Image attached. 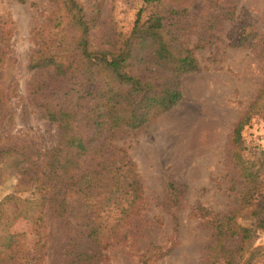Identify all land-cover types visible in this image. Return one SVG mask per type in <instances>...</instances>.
I'll return each instance as SVG.
<instances>
[{
  "label": "rangeland",
  "instance_id": "rangeland-1",
  "mask_svg": "<svg viewBox=\"0 0 264 264\" xmlns=\"http://www.w3.org/2000/svg\"><path fill=\"white\" fill-rule=\"evenodd\" d=\"M78 1L94 21L95 45L128 36L139 10L144 8V21L152 8L144 0ZM56 6L49 0H0V86L10 90L0 111V149L24 145L42 153L59 139L58 122L33 100L43 75L29 66L42 39L77 35L64 24L55 26L66 16L64 9L54 13ZM158 9L195 49L199 70L181 77L176 106L140 128L105 133L74 174L78 181L99 155L110 156L116 172L125 174L117 161L125 155L123 161L135 164L139 196L131 202L130 192L111 187L107 193L100 185L93 198L85 201L80 194L79 203L71 201L63 217L44 210L41 226L35 221L40 212L18 218L10 228L17 241L5 250L0 245V264H264V226L254 214L264 218V0H161ZM248 113L237 146L234 128ZM18 179L0 171V202L12 194L33 196L18 191ZM198 207L235 214L252 229L246 241L227 239L233 262L214 261V228ZM86 223L100 232L94 241L81 238L87 254L76 259L75 248L69 255L64 246Z\"/></svg>",
  "mask_w": 264,
  "mask_h": 264
},
{
  "label": "trees",
  "instance_id": "trees-1",
  "mask_svg": "<svg viewBox=\"0 0 264 264\" xmlns=\"http://www.w3.org/2000/svg\"><path fill=\"white\" fill-rule=\"evenodd\" d=\"M49 1L57 4L54 13L64 9L66 14L55 26L64 24L67 30L77 32V35L42 39L29 61L30 68L36 70L37 75L38 72L43 75L35 84L33 100L44 116L58 122L59 139L42 153L24 145L0 149V171L18 175V191H30L33 195L23 198L12 194L0 202V229L4 233L0 236V245L4 250L17 241V234L10 228L18 218L40 212L35 221L41 226L44 210L53 209L63 217L68 208L74 206L71 201L79 203L76 197L80 194L85 201L93 198L94 189L100 185L107 193L111 192V187L130 192L133 202L139 196V179L134 162L123 161L125 155L117 160L127 169L125 174L116 172L119 167L110 156L99 155L77 181L74 174L79 169V161L98 149L105 133L113 136L124 127L140 128L152 117L176 106L182 99L181 77L199 70L195 49L187 47L181 35L165 23L166 18L158 9L161 0H144L146 6H152L147 19L142 21L144 8L140 9L128 36L99 45L94 44L91 36L94 21L87 17L78 0ZM3 49L0 48V66L4 61ZM157 79L162 82L157 84ZM9 92L0 86V111ZM248 118L249 113L234 128L237 146ZM198 211L214 228V244L209 246L217 250L214 261L226 258L227 263L233 262L235 251L227 247V239L235 237L246 241L252 229L239 224L235 214L223 215L204 207H198ZM254 214L258 216L259 225L264 226L261 212ZM79 227L82 229L71 238L73 244L64 246L67 254L71 247L75 248L76 259L87 254L82 249L81 238L85 242L94 241L101 228L91 223Z\"/></svg>",
  "mask_w": 264,
  "mask_h": 264
}]
</instances>
